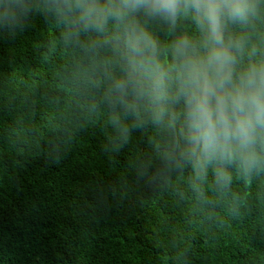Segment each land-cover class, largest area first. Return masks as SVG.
I'll return each mask as SVG.
<instances>
[{"label": "trees", "instance_id": "16d2710c", "mask_svg": "<svg viewBox=\"0 0 264 264\" xmlns=\"http://www.w3.org/2000/svg\"><path fill=\"white\" fill-rule=\"evenodd\" d=\"M28 3L0 23V264H264V165L244 174L214 162L197 178L176 148L182 102L175 128L143 111L132 127L116 102L112 22L106 35H69L49 0ZM138 19L161 60L178 36L200 39L190 15L175 29ZM228 34L238 70L264 60V0Z\"/></svg>", "mask_w": 264, "mask_h": 264}, {"label": "clouds", "instance_id": "9594fccd", "mask_svg": "<svg viewBox=\"0 0 264 264\" xmlns=\"http://www.w3.org/2000/svg\"><path fill=\"white\" fill-rule=\"evenodd\" d=\"M63 17L69 35H106L112 22L116 51L122 52L123 76L114 79L115 100L138 127L143 111L150 122L175 128L173 105L182 102L177 150L206 177L214 162L235 164L250 174L264 165V60L238 70L241 46L228 34L230 24L254 15L257 0H49ZM29 11L28 0H4L0 23L14 22ZM190 15L200 39L180 35L169 46L171 60H161L157 39L138 17L158 19L175 29ZM99 43V42H97ZM114 125L120 126L118 119ZM126 134L127 127L121 126ZM217 181L227 180L223 167Z\"/></svg>", "mask_w": 264, "mask_h": 264}]
</instances>
